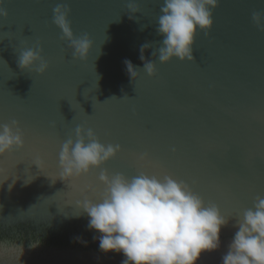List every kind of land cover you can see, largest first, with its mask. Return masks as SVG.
<instances>
[{"label":"water","instance_id":"1","mask_svg":"<svg viewBox=\"0 0 264 264\" xmlns=\"http://www.w3.org/2000/svg\"><path fill=\"white\" fill-rule=\"evenodd\" d=\"M0 3L8 13L0 16V130L15 120L24 138V148L0 157V264H122V254L100 250V234L77 207L103 197L102 172L168 175L216 204L228 223L219 250L199 264H222L236 217L264 196V28L252 18L264 14V0H218L213 28L198 32L196 62L167 64L158 58L163 0ZM129 3L140 12L128 11ZM57 4L70 7L74 36L92 39L87 61L73 57L54 24ZM29 48L43 49L44 75L19 67ZM126 60L137 69L134 81ZM145 60L155 64L154 76ZM78 127L121 151L67 184L60 153Z\"/></svg>","mask_w":264,"mask_h":264},{"label":"clouds","instance_id":"2","mask_svg":"<svg viewBox=\"0 0 264 264\" xmlns=\"http://www.w3.org/2000/svg\"><path fill=\"white\" fill-rule=\"evenodd\" d=\"M217 6L218 0H163L157 29L163 36L160 62H196L193 51L198 32L213 28L212 10ZM128 11L137 13L140 9L129 3ZM70 12L66 4H57L53 8V22L70 42L73 57L87 61L93 41L87 34L74 36L68 19ZM0 16H8L2 3ZM252 18L258 27L264 28V14L254 12ZM147 47H141L142 60ZM42 51L29 48L21 52V70L35 68L39 75H44L49 65ZM125 64L134 81L137 69L130 61ZM143 69L150 76L156 74L153 62L145 60ZM16 148H24V138L14 120L0 130V157ZM120 151L119 145L100 143L90 128L78 127L76 139H68L62 146L60 178L68 184L94 168H102ZM36 165L41 170L43 160ZM99 179L106 186L103 197L97 202L85 198L77 207L90 217L89 228L100 234V250L122 254V264H199L204 253L221 247V229L228 220L216 204L205 203L188 183L168 175L161 178L144 173L128 178L122 174L110 177L102 172ZM236 219L238 231L222 257V264H264V196H257L253 206Z\"/></svg>","mask_w":264,"mask_h":264},{"label":"snow or ice","instance_id":"3","mask_svg":"<svg viewBox=\"0 0 264 264\" xmlns=\"http://www.w3.org/2000/svg\"><path fill=\"white\" fill-rule=\"evenodd\" d=\"M140 159H141V160H144V159H145V155H141ZM146 163H147L149 166H152V167H159V166H160V162H159L158 160H154L153 158H148L147 161H146ZM18 164H20V163H18ZM18 164H17V165H18ZM17 165H16V167H17ZM87 175H90V173L87 174ZM81 178H82V177H81Z\"/></svg>","mask_w":264,"mask_h":264}]
</instances>
